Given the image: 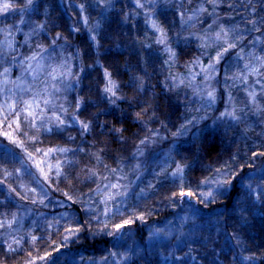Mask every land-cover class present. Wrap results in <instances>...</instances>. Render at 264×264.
I'll return each mask as SVG.
<instances>
[{"label": "snow or ice", "instance_id": "6c2138e0", "mask_svg": "<svg viewBox=\"0 0 264 264\" xmlns=\"http://www.w3.org/2000/svg\"><path fill=\"white\" fill-rule=\"evenodd\" d=\"M62 2L0 0V161L19 162L14 173L21 181L6 185L13 171L0 168V264L24 243L44 240L35 234L37 220L26 223L34 214L28 204L49 207L53 184L67 181L88 191L62 192L65 200L55 204L66 210L51 219L37 213L47 230H62L53 251L87 235L112 238L111 249L98 258L81 256L79 264H264V236L249 235L257 217L264 234V162L250 173L244 168L264 161V151L250 148L248 161L238 151L205 163V142L216 136L246 141L255 125L264 144V0H131L129 11L124 0H82L65 8L75 18L50 28L49 8ZM109 13L132 28L143 15L145 27L131 37L142 75L125 80L130 61L122 67L112 58L131 33L113 30ZM180 67L186 71H173ZM160 75L157 93L149 82ZM161 95L170 98L168 114L160 112ZM180 105L174 122L171 111ZM129 118L139 126L138 143L125 156L112 144H127V129L115 123ZM44 139L66 143L40 147ZM24 176L35 187L23 183ZM76 205L78 211L67 210ZM169 207L170 218L149 224ZM134 225L147 226V237L129 245ZM27 256L24 264L59 259L47 251Z\"/></svg>", "mask_w": 264, "mask_h": 264}, {"label": "rangeland", "instance_id": "374dc122", "mask_svg": "<svg viewBox=\"0 0 264 264\" xmlns=\"http://www.w3.org/2000/svg\"><path fill=\"white\" fill-rule=\"evenodd\" d=\"M57 2H61V0H57ZM68 2H71V3L75 4V3L82 2V0H63L61 8L55 9V10L52 9V8H49L50 15L47 17L49 22L51 21V19H53V22H55V20L58 18L59 14H58L57 11H59L61 13H65V8L67 7V3ZM124 4L129 6V7H125L124 10L125 11H129L130 7H131V0H124ZM120 7H121V5L117 4V6H116L117 10H119ZM41 12H43V9H41ZM65 15H67L68 18L69 17L75 18V13L71 9H68V11L65 13ZM108 15L113 20V22H112V29L113 30L122 31V32H130L131 33V36L124 41L125 47L122 48V49L121 48H116L117 50L126 52L125 62L126 61H130L131 65H132V69L128 72L129 75H131V74H141L142 75V73H138L137 69H136V57H135V55L133 53L131 37H135L136 36L138 28H144L145 27L144 24H143V19H144L143 15L141 14L137 18V20L133 21V23L136 25V28H132L130 25L120 24L118 21H116L114 13H109ZM93 16H95V14H93ZM169 16H170V14H169ZM37 19L44 20V19H46V17H44L43 15H40L39 17H37ZM49 27H51V22L49 23ZM25 30H27V29H25ZM62 30H63L62 28H57L56 31H62ZM17 38L19 40H21V41L23 40L22 36H18ZM147 42H151V35L150 34H149V38H148ZM102 43H104L105 46H108V42L107 41H102ZM24 51L27 52V49H24ZM70 51H71V49H70ZM142 55H146V54L142 53ZM164 59H166V56H164V55H160L159 56V60L160 61H162ZM187 59H190V54L189 55H185V57L180 61V63L183 64L184 61L187 60ZM157 67H159V63H157ZM151 71H152L151 68H149V73H151ZM173 71H179L181 73H184L186 71V69L183 68V67H180L179 69H174ZM158 79L162 81L163 80V75H160L159 77L153 76L151 78L150 82H149L150 86L151 85H157V80ZM85 95H87V93ZM69 99H71V97H69ZM171 100H172L173 104H175V98L173 97V98H171ZM123 107H126V106L123 105ZM174 110H175V112H176V110L179 112V115L174 114V116L171 113V119L175 122L179 118L180 114L183 112V106L180 105L178 107H175ZM164 113L168 114L169 112L166 111ZM149 115H151V113H149ZM150 126L151 127H159L158 124L157 125H150ZM243 127L244 126L241 125V128H243ZM253 127H254V130L249 131L247 133L248 139L246 141L242 140V139H237L235 142H233L232 139H231V136H232L231 133L229 134L228 137H222L221 136L222 139L228 145L234 144L235 146H237L236 148H238V150L236 152L239 151L240 154L243 153V152H246L245 155H244V156H247V157H244V160H246V161L249 160V157L251 155V153L249 151L250 148H254V150L257 151V152L264 151V144L261 143V139L257 138V133H259L261 131V128L259 126H255V125ZM71 135H76L75 131L71 132ZM133 139H134L135 142L132 143V141L130 140L126 144V146H129V148H130L131 144L133 145L134 143L136 144V142L138 143V141L135 140V137ZM55 140L56 139H51V140L50 139H44V143L42 145H39V146L40 147H48V146H52L53 144H58V143L55 142ZM253 142H255V144H253ZM65 143L66 142L59 143V144L60 145H64ZM67 146L75 147L74 144H68ZM161 147H165L166 148L167 146L161 145ZM129 148L126 151H128ZM240 148L241 149H246V150H241ZM29 150L30 151L32 150L31 147H29ZM93 150H95V149H93ZM17 151H19V150L17 149ZM127 155H129V153L126 154L125 156H127ZM262 162H264V161L256 160L255 164H254V167L252 168V171L255 168H259ZM107 163H109V162H107ZM110 165L113 166L114 164H110ZM4 167L8 168L10 171H13V176L9 177L5 181L6 185H11L13 187H16L21 182L20 180H18L16 178L15 173H14V169L20 167L19 162H3V161H0V168H4ZM33 171H35V169H33ZM0 179H4L2 172H0ZM150 179H152V177L150 175H146L145 176V181L150 180ZM23 183L28 184L31 187H35V185L31 183V178L30 177L24 176L23 177ZM70 185H75V189L73 187H71ZM53 189L54 190L50 192V197H51V200L54 203L52 205H49V207H47V208H42V207H40L38 205L34 206V205H31V204H28V207L32 208L34 210V214H33L32 217L29 218L28 221H26L27 224H31L32 220H37V225H33V228L36 229L35 234L38 235V236L43 235L44 236V240L43 241L45 243L46 242H50L51 243V244H49L47 249L51 246L52 250H53V247L56 244L57 245L60 244L61 237H62V230L60 232H58L55 229V227L53 229H51L50 231L47 230V226H46L45 222L39 219L37 213L43 211V212L49 214V219H51V215L52 214L63 212V211L66 210L65 208H61V207H59V206H57L55 204L56 201H64L65 200L64 196L62 195V192H68L70 195H74V196H79L81 190L83 192H86L85 187H83V185L75 184V182H72V181L61 182L58 186L56 184H53ZM238 190H239V188H238ZM18 191H19V189H18ZM239 191H238V194H239ZM0 198H2V197H0ZM149 203H154V202H149ZM167 209L160 208L151 217H156L155 220H157V222L163 221L165 218H170L169 214L166 215ZM12 210L14 211L15 209H12ZM67 210L68 211H74V210L71 209V207H69ZM150 221H149V224H155L153 221H151V222ZM253 225H255V223H253ZM96 238L99 240L101 238L104 239V238H108V237L103 236V235H98L96 237H92L91 235H87V238L82 237L80 240H77L75 243H69L67 245V247L73 246L76 243H81L82 244V242H84L85 240H94ZM132 239H133V237H132ZM132 239L127 241V243L129 245H131L133 241L142 242L141 239H140V241L139 240H132ZM109 241L110 242L108 244H106V245L97 246V247H99V248L96 247L97 249L92 248L97 253H95V252L92 253V250L90 249V247L85 246V245H82V247L77 248V249L72 250V251H64V252H62V253H60L58 255V257H59L58 264H66V262H70L72 260H75L77 262V264H79L81 256H83V257H85V259H87L88 257H91V256L95 255L98 258L101 255V250L102 249H105V248L111 249L112 248L111 240H109ZM41 243H43V242H41ZM40 245H41L40 243H37L33 247L30 243H24L23 244V248H26L27 251H31L32 255L36 256L38 254L39 255L44 254V246L42 248V246L39 247ZM36 249H39V252H37ZM52 255H53V253H52ZM53 256H56V255H53Z\"/></svg>", "mask_w": 264, "mask_h": 264}, {"label": "trees", "instance_id": "16d2710c", "mask_svg": "<svg viewBox=\"0 0 264 264\" xmlns=\"http://www.w3.org/2000/svg\"><path fill=\"white\" fill-rule=\"evenodd\" d=\"M57 12H58L59 15H58V18L55 20V22L56 23H59V24H62V25H66V23H67V21L69 19L67 17V15L64 14L63 19H61L60 18L61 17V12H59V11H57ZM50 22H53V19H51ZM105 47H107V46H105ZM112 58L119 60L121 66L123 67V65L125 64V59H126V52L120 51V50H117L116 48H114L113 49V56H112ZM87 62L90 63L91 61H87ZM95 75L96 74L94 73L93 76H95ZM128 75H129V73H125V75H124V79L125 80H127ZM88 83H89V80L86 79L84 81V84L87 85ZM126 91H128V95L129 96L132 95L131 90H126ZM160 91H161V89H160L159 85H157L156 92L157 93H160ZM171 102H172V100H171ZM159 103H160V111L161 112H163V113L166 112V111L169 112V108H170V98L168 96L161 95L160 96ZM172 104H173V102H172ZM122 107H123V105H122ZM171 113L173 114V116H174V114L179 115V112L177 110L175 112L174 108L171 111ZM147 118L148 117H144V119H147ZM108 119L111 120L112 118L109 117ZM115 126L116 127L126 128L127 131L124 133L125 139H127L128 142L130 140L132 141V143L135 142L133 138L135 137L136 133L139 131V126L135 123V121H133L131 118H129L123 124H121V123H115ZM89 139L91 140V138H89ZM101 139L108 140L109 138L105 136V137H101ZM55 142L59 144V143H64L66 141L61 140V139H56ZM205 143H206V149H205V151H206V154H207V158L205 160V163H212L213 161H216L220 157H223V159H227L228 158V155H229V152L235 153L238 150V148H236L237 146H235L234 144L228 145L222 139L221 136H216L214 139L206 140ZM134 145H135V143L133 145L131 144V146L129 148V146H126V145H123L121 147L120 145H117V144L113 143L112 144V149H113V151H116L119 148V149H121V152L118 153V154L126 155V154H128V153L130 154L132 151H134ZM163 146H167V145H163ZM185 146H187V145H185ZM128 148H129V150L126 151ZM241 150H246V149H241ZM245 153L246 152H243V153H241V155L243 157H247V156H244ZM106 162H109L111 164V161H106ZM113 166H115V165H113ZM244 168H245V172H248V171L251 172L252 171V168H248L246 165H244ZM197 175H198V173H197ZM85 190L87 192L88 189L85 188ZM238 191H239L238 190V187H237L236 190L233 191V193H232L233 199H235L236 197H238V195H239L238 194ZM150 202H154V201H150ZM71 209L74 210V211H78L79 206L76 205L74 207H71ZM165 209H167V208H165ZM171 211H172V208L169 207L167 209L166 215H168ZM155 219H156V217H151L149 219V221L151 220L154 223H156L157 220H155ZM253 223H255V225L250 230L249 235L252 236V237H254V238H257V240H259L262 236H264V234H262L260 232V229H261V226H262L261 219L259 217H257V219L255 221H253ZM132 231L134 233L133 236H132L133 237L132 240H139L140 241V239L143 240V239H145L147 237L146 236L147 235V231H148L147 226L141 225V226L137 227L136 225H134L133 228H132ZM111 239H112L111 237H108V238H104V239L101 238L99 240L97 238L94 239V240H85L84 242H82V244L81 243H76L73 246L62 247L60 253H62L64 251H72V250H75L77 248L82 247V245H85V246L90 247V249L92 250V253H94L95 252L94 249L99 248L97 246L106 245V244H108L110 242L109 240H111ZM41 242H43V243H41ZM39 243L41 244L39 247L42 246V248H43V246H44V253L46 251L47 252H52L53 255H56V256H58L60 254V253L54 252L52 250L51 246L47 249V247L49 246V244H51L50 242H46L45 243L42 240ZM92 248H94V249H92ZM28 252L29 251H27L26 248H23L22 247V250H20L19 254L14 255L13 257H10L9 258L8 264H24L25 260L28 259V256H27V253ZM95 253H97V252H95ZM0 255H2V253H0ZM41 255H44V254H41ZM37 264H43V262L38 261Z\"/></svg>", "mask_w": 264, "mask_h": 264}]
</instances>
